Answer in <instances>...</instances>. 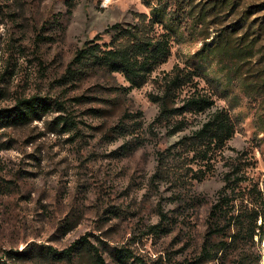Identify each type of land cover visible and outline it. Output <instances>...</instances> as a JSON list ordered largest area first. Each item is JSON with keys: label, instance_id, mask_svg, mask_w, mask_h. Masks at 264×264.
Returning a JSON list of instances; mask_svg holds the SVG:
<instances>
[{"label": "rangeland", "instance_id": "obj_1", "mask_svg": "<svg viewBox=\"0 0 264 264\" xmlns=\"http://www.w3.org/2000/svg\"><path fill=\"white\" fill-rule=\"evenodd\" d=\"M155 6L165 7L176 30L172 55L148 82L128 91L119 72L62 80L86 40L100 33L110 41L108 26L136 21L138 12L151 15ZM176 63L195 68L216 106L229 108L236 132L224 154L252 156L249 174L264 186V0H0V111L34 96L47 105L23 121L0 117V264H58L44 245L61 250L83 235L109 264H124L115 246L145 259L126 264H198L226 167L219 156L198 180L186 167L197 161L181 157V181L153 176L158 151L207 115H189V126L175 134L160 122L151 126L160 108L151 99L161 86L157 76ZM125 113L132 115L123 130ZM195 194L204 202L191 201ZM161 210L172 220L169 229L146 233ZM261 250L264 264V241ZM92 261L87 246L79 248L76 264Z\"/></svg>", "mask_w": 264, "mask_h": 264}, {"label": "trees", "instance_id": "obj_2", "mask_svg": "<svg viewBox=\"0 0 264 264\" xmlns=\"http://www.w3.org/2000/svg\"><path fill=\"white\" fill-rule=\"evenodd\" d=\"M133 22H115L107 27L112 39L102 42V35L89 38L73 53L64 79H82L90 74L119 72L129 82L121 88L131 91L140 88L157 71L162 63L172 55V32L176 30L173 17L167 19L165 7L155 6L152 14L138 12ZM159 25L163 29H159ZM193 63L201 68V58ZM203 69V68H202ZM195 68H184L176 63L172 71L157 76L160 89L151 93V99L160 105L158 114L151 126L160 122L170 134L184 131L190 123L189 115L207 113L201 123L188 132L180 134L175 143L166 150L158 151V163L154 177H173L174 181L183 179L184 170L180 158L197 161L198 167L186 166L193 172L192 177L200 180L214 170L218 157L224 161V185L217 191L207 214V228L204 232L198 264H261L264 241V186L250 176L248 168L255 164L252 156L243 152L235 156L224 154V148L235 136L236 122L228 107L216 106L212 93L198 84ZM195 87L190 94L180 97L185 86ZM58 105H62L59 103ZM41 106H47L40 97L24 98L12 109L0 111V117L7 116L15 121L31 117ZM216 106V107H215ZM140 115L142 111L139 112ZM132 114L125 113L119 126L130 129L128 120ZM66 124L68 117L61 116ZM129 131V130H128ZM172 157L173 163L169 161ZM186 162V161H184ZM190 163V162H188ZM195 203L204 202V196L195 194ZM172 220L160 211V221L147 227L146 233L161 235L169 229ZM87 246L93 254L92 264H109L102 248L88 236L61 250L51 244L44 245V251L58 264H76L79 248ZM11 253V251H8ZM114 253L120 262L126 264L129 258L140 263L145 259L131 247L115 246Z\"/></svg>", "mask_w": 264, "mask_h": 264}]
</instances>
